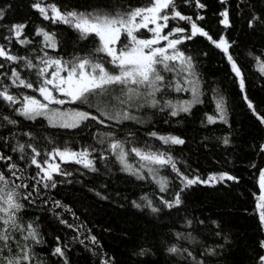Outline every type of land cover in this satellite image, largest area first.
<instances>
[{"label": "snow or ice", "instance_id": "snow-or-ice-1", "mask_svg": "<svg viewBox=\"0 0 264 264\" xmlns=\"http://www.w3.org/2000/svg\"><path fill=\"white\" fill-rule=\"evenodd\" d=\"M218 4L213 15L225 30L233 26V11L237 17L246 15L249 29H264V0H239L235 8L232 0ZM28 6L39 23L9 21L12 5L0 0V264H47L39 251L48 245L43 223L28 212L38 206L73 231L71 241L66 234L54 237L48 258L72 264L74 242L91 264H118L91 228L81 232L82 223L64 219L68 213L78 219L69 204L42 194L73 182L70 164L79 166L75 172L80 176L98 174L101 165L107 172L118 166L119 172L152 187L151 193L132 200L123 197L126 204L157 217L177 214L167 239L134 245L131 256L144 258L142 264L161 255L170 264H217L231 247L229 234L220 220L189 214L186 195L196 185L238 184L241 176L221 170L202 177L198 169L191 170L173 152L186 139L160 131L155 119L158 115L168 124L208 98L214 113H204L201 123L226 125L218 139L225 146L233 143L225 98L207 87L201 72L208 52L190 46L204 38L220 52L238 97L264 131V113L250 97L233 51L237 41L225 32L214 37L205 26L207 0H102L88 7L31 0ZM65 29L74 39L63 35ZM245 55L264 81V47ZM145 125L142 135L133 130ZM250 148L260 158L249 163L255 177L252 215L259 232L250 264H264V135Z\"/></svg>", "mask_w": 264, "mask_h": 264}, {"label": "trees", "instance_id": "trees-1", "mask_svg": "<svg viewBox=\"0 0 264 264\" xmlns=\"http://www.w3.org/2000/svg\"><path fill=\"white\" fill-rule=\"evenodd\" d=\"M7 2L12 5L8 13L9 21L30 20L33 24L39 23L38 14L28 6L31 0H7ZM57 2L61 5L88 7L102 0H57ZM130 2L136 3L137 0H130ZM238 2L239 0H232L233 8ZM207 3L210 7L205 26L210 29L214 37L220 32H225L230 39L237 41L238 47L233 51L234 54L239 55V61L246 74L248 93L256 102L257 110L264 113V87L261 86L264 81L258 79L257 69L245 55L251 48L264 47V29L259 27L255 30L249 29L246 15L237 17L233 11V26L225 30L223 26L217 24L213 15L220 8L218 0H207ZM28 31H32L31 27ZM63 35L70 41L74 39L72 33L66 29L63 30ZM190 46L193 50L208 52V56L201 61V72L207 87L215 88L225 98L228 119L235 130V139L232 144L225 146L220 143L218 137L224 135L226 125L220 122L215 125L201 123L204 113H214V105L209 103L208 98H205L204 104L194 106L190 115L182 113L179 117L172 118L168 124H164L162 118L157 115L155 117L156 127L162 132H174L186 139V145L174 147V155L179 160L186 161L191 170L198 169V174L202 177H206L208 172L221 170H228L241 176L238 184L228 182L215 186H194L186 195V205L191 215L220 220L225 233L229 234L231 247L224 249L217 264H250L253 260V250L256 248L259 232L257 221L252 215L253 199L250 192L255 191V177L249 168V163L260 159L252 151L250 145L256 138L264 135V131L257 127L255 119L238 97V87L233 83V78L220 52L204 38L196 40ZM207 96L210 97L211 93L209 92ZM133 130H138V134L142 135L148 129L145 125L135 126ZM53 135L56 133L54 132ZM62 167L65 165L62 164ZM67 167L74 173L71 178L73 182L58 185L57 190L42 194L47 195L50 200L61 199L69 204L78 219H74L71 213L65 215L64 219L77 225L82 223L81 232L91 228L103 245V249L109 254H115L118 264H142L144 258L131 256L134 245L156 244L168 238L166 235L168 225L173 223L177 215L175 212L172 213V218L157 217L147 211L134 209L123 200L125 196L128 200H132L142 192L151 193L150 185L136 181L127 173L119 172L118 166H112L113 170L107 172L101 165L98 174L85 172L83 176L75 172L79 166L70 164ZM192 174L197 173L193 171ZM90 189L100 191L109 199L101 200ZM122 204L123 207H121ZM28 212L30 218L39 216L43 223L48 245L41 247L39 251L47 264H57L56 257L48 258L46 255L51 250L53 239L56 235L64 239L66 234L67 239L71 241L73 231L58 224L46 211V207L30 208ZM183 212L182 209L181 214ZM70 247L74 250L70 253L72 264H91L89 255L83 253L78 245L72 242ZM146 264H170V262L166 255H161L149 258Z\"/></svg>", "mask_w": 264, "mask_h": 264}]
</instances>
